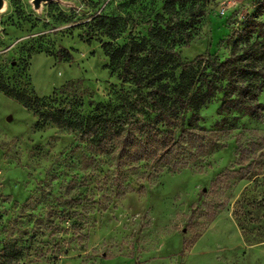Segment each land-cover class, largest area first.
Returning a JSON list of instances; mask_svg holds the SVG:
<instances>
[{
  "label": "rangeland",
  "instance_id": "1",
  "mask_svg": "<svg viewBox=\"0 0 264 264\" xmlns=\"http://www.w3.org/2000/svg\"><path fill=\"white\" fill-rule=\"evenodd\" d=\"M183 1L173 15L191 18L188 44L175 47L181 58L210 53L222 60L232 51L235 30L250 14L258 15L261 0ZM163 2L50 0L36 9L32 0H4L0 77L18 90L53 95L58 106L91 114L97 102L131 87L111 72L99 40L85 41L84 24L105 9L136 32L146 16L161 11ZM258 16L264 21V12ZM58 45L70 52L71 60L55 56ZM221 98L218 93L200 108L199 123L212 129L224 115L233 126L222 137L225 146L177 171L155 173L153 163L139 166L124 180L131 188L123 194H116L111 184L110 193L97 192L92 220L83 230L87 235L76 239L69 234L61 244L66 254L55 264H264V143L239 160L236 142L264 135V111L254 117L236 110L221 114ZM258 98L264 102V89ZM35 120L0 92V212L7 211L12 199L23 201L38 181L49 180L59 190L82 171V149L72 134L52 126L37 129ZM249 162L246 177L238 174L220 182L222 172Z\"/></svg>",
  "mask_w": 264,
  "mask_h": 264
},
{
  "label": "trees",
  "instance_id": "2",
  "mask_svg": "<svg viewBox=\"0 0 264 264\" xmlns=\"http://www.w3.org/2000/svg\"><path fill=\"white\" fill-rule=\"evenodd\" d=\"M184 3L164 0L161 11L146 16L144 30L136 32L123 17L105 9L92 14L84 24L85 41L99 40L111 72L131 89L121 88L114 99L97 102L91 114L58 106L53 95L18 90L0 77V92L33 113L35 128L67 131L82 149V171L68 187L57 190L49 180H40L23 201L12 199L7 211L0 212V264H55L66 254L61 244L69 234L76 239L87 235L83 230L92 220L95 197L110 193V184L116 194H123L131 188L124 180L139 166L153 163L155 173L177 171L225 146L222 137L233 126L224 115L212 129L199 123L200 108L216 94H222L221 114L263 113L264 102L258 97L264 89V21L258 15L264 12V0L256 5L258 15L250 14L235 30L232 51L222 60L210 53L181 58L175 47L188 44L191 18L173 15ZM122 37V43H116ZM53 52L58 59H72L65 47L58 45ZM236 142L242 160L257 152L264 135ZM251 165L222 172L220 182L238 174L246 177Z\"/></svg>",
  "mask_w": 264,
  "mask_h": 264
},
{
  "label": "water",
  "instance_id": "3",
  "mask_svg": "<svg viewBox=\"0 0 264 264\" xmlns=\"http://www.w3.org/2000/svg\"><path fill=\"white\" fill-rule=\"evenodd\" d=\"M47 1H50V0H32V4L34 8L39 9L40 4L42 2L45 3ZM3 5H4V0H0V11L2 10Z\"/></svg>",
  "mask_w": 264,
  "mask_h": 264
}]
</instances>
